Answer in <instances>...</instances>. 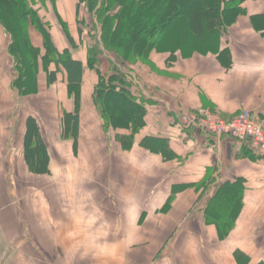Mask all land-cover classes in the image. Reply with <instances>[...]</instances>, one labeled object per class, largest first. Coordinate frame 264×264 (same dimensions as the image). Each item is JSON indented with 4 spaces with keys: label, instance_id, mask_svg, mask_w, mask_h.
Returning a JSON list of instances; mask_svg holds the SVG:
<instances>
[{
    "label": "crops",
    "instance_id": "crops-1",
    "mask_svg": "<svg viewBox=\"0 0 264 264\" xmlns=\"http://www.w3.org/2000/svg\"><path fill=\"white\" fill-rule=\"evenodd\" d=\"M51 1L36 4L39 16L49 22L52 41L64 37L60 49L53 41L57 50L69 48L83 63L80 129L74 153L73 140L61 135L64 112L76 108L62 71L64 90L54 99L61 110L54 131L42 124L38 114H31L47 147L50 172L30 173L58 182L71 173L74 181L88 179L95 184L89 193L74 192L77 199L69 205L63 203V185H56L55 198L50 196L54 189H42L39 211L31 209L22 221L16 220L13 209L4 211L0 264H264V155L244 141L184 126L180 120L184 112L202 108L224 119L248 109L264 127V0H244L239 12L225 11L200 37L188 31L192 39L187 45L174 40L160 49L157 44L146 59L121 64L130 77L131 96L143 107L130 149L122 148L116 137L130 135L131 123L127 128L104 127L93 104L94 87L100 71H110L111 55L99 59V73L89 69L84 37H78V29L84 30L77 22L78 0L73 1L72 20L65 14L67 0ZM49 8L52 15L46 12ZM64 26L74 40L73 48ZM1 31L0 26V37ZM28 31L42 60V35L34 26ZM104 61L108 65L103 69ZM57 82L49 86L56 89ZM43 84L42 80L41 88ZM85 102L92 108L93 148L88 153L83 148ZM59 146L65 148L64 156ZM238 179L243 186L241 205L229 232L221 236L218 226L206 221L205 203L221 184ZM100 182L103 197L94 190Z\"/></svg>",
    "mask_w": 264,
    "mask_h": 264
},
{
    "label": "trees",
    "instance_id": "trees-1",
    "mask_svg": "<svg viewBox=\"0 0 264 264\" xmlns=\"http://www.w3.org/2000/svg\"><path fill=\"white\" fill-rule=\"evenodd\" d=\"M39 1V3H37ZM51 1V0H50ZM244 0H78L76 15L79 16L80 7L84 5L88 14L96 11L100 3L101 19L99 39L90 37L92 45L86 49L87 67L99 73L98 44L103 45V51L118 57L120 62L131 63L136 59H146L156 47L158 33L164 16H180L188 31L200 37L204 30L213 28L215 22L220 21L225 11L236 10ZM53 4V2L51 1ZM36 4L41 0H0V26L9 36L8 45L14 53L15 66H21V61L27 59V67H34V62L40 57L39 50L30 41L29 26H34L43 38L44 54L42 60L53 69L47 72L48 84H54L57 75L65 73L66 90L68 95L75 96L76 108L64 112L61 119L62 138L73 140V151L76 152L79 135V95L83 78V63L74 58L69 48L58 51L50 36L49 22L41 19ZM223 5V6H222ZM117 11L112 12L117 8ZM83 18H78V24L83 26ZM127 25V26H125ZM154 38L151 39L150 34ZM65 38L74 47V40L64 26ZM81 28L78 29L79 40L82 39ZM94 39V40H93ZM18 51L21 56H18ZM17 54V55H16ZM19 60V61H17ZM24 78H27L24 72ZM33 80V79H32ZM126 71L118 69L114 63L108 73L100 71L99 79L94 87L93 104L98 110L104 127H128L132 125L130 135H117L122 148L130 149L133 136L137 132L143 107L137 104L131 96V82ZM20 86V83H19ZM26 92V88H22ZM21 92V93H22ZM23 94V93H22ZM128 105H127V104ZM39 124L35 117L28 115L25 119L23 135V159L29 172L35 175L49 174V155L43 141ZM243 186L238 179L234 182H224L205 203L204 215L206 221L218 226L221 236H225L237 215L240 207Z\"/></svg>",
    "mask_w": 264,
    "mask_h": 264
},
{
    "label": "rangeland",
    "instance_id": "rangeland-1",
    "mask_svg": "<svg viewBox=\"0 0 264 264\" xmlns=\"http://www.w3.org/2000/svg\"><path fill=\"white\" fill-rule=\"evenodd\" d=\"M67 1L70 3L68 5ZM65 2L64 10L66 16L71 18L74 15V0H67ZM39 3V1L37 2ZM103 6L100 3L96 6V11L93 14H88L86 7L84 5L81 6L80 9V17L84 19L83 21V37L85 42V48L88 49L92 45L90 37L96 36L99 39V33L101 19H98L100 16V8ZM38 8V6H37ZM119 6L112 10V12L117 11ZM47 14L52 15L53 11L51 8L46 11ZM51 23V22H50ZM72 23V22H70ZM54 26L58 29L59 32L62 29L54 22ZM127 26V25H125ZM55 29V28H54ZM53 29V32H54ZM55 29V30H56ZM159 38H156L158 42V47L160 49L161 46L165 43L172 42L174 40H180V44H189L191 42L190 37H188L189 32L183 21V19L178 15L172 16H164L162 19V23L160 26ZM154 30L151 32V39L154 38L153 35ZM1 45H0V218L1 215H4V211H10V209L16 212L17 221L24 220L25 214L31 209L38 210L41 205V190L44 191L53 190L50 193L52 198L56 197L57 184L63 185L62 189H65L66 198H64V204L69 205L73 203L74 198L77 199V192L79 190L84 191L86 193L90 191V185L94 186L93 181H89L88 179L85 182L72 180L73 175L70 173H66L68 177L63 182H58L55 178H42L39 176L32 175L28 169L26 164L22 158L23 152V133H24V121L26 116L38 114L40 117V121L42 124L49 129H53L57 125L56 115L59 109L55 107L56 103L54 99L63 94V85L62 79L64 75L59 73L57 75L58 82L55 84L56 89L50 87L49 84L46 85V73L48 71V67L44 64L43 60H39L34 62V67H27V59L25 61H19L21 66L16 68L15 66V58L12 57L14 53L11 52L9 36L4 31H1ZM55 36V34H53ZM90 36V37H89ZM206 40L208 37H204ZM60 39V40H59ZM198 39V38H197ZM204 39V40H205ZM64 37L60 36L59 38L54 37L53 41L57 47H61L60 41H63ZM94 40V39H93ZM90 45V46H89ZM183 46V45H182ZM98 48L101 50L99 59L105 58L107 52L103 51V45L101 43L98 44ZM44 51V49H43ZM18 56H21V52L18 51ZM17 55V54H16ZM104 55V56H103ZM111 54H107V56ZM113 61L108 57L109 65L112 63L118 69L121 68V64L118 57L115 55H111ZM102 62L103 69L107 66L108 62L105 64ZM53 68V66H51ZM41 71V72H40ZM24 72L27 75V78L24 77ZM33 79V80H32ZM44 82L41 88L40 82ZM20 83V86H19ZM39 83V84H38ZM26 88V92H22V88ZM23 94H22V93ZM83 112L86 117L87 123L86 128L83 134L85 137V141L83 142L84 151L88 153V150L93 148L92 141L90 140V128L91 126V110L89 107V103H83ZM127 104V103H126ZM128 105V104H127ZM61 110L59 109V112ZM41 112V113H40ZM85 120V121H86ZM54 131V129H53ZM52 132H49L51 134ZM90 135V136H89ZM52 136V135H51ZM103 134L100 135V139L102 143L104 142ZM91 141V142H89ZM98 141L97 144L100 146L102 143ZM62 155L64 156L65 148L63 146H59ZM63 163V162H62ZM72 166V162H70ZM67 166V170L71 169V166ZM62 169V167H61ZM96 167H93L91 171L94 173ZM69 172V171H68ZM89 172V171H88ZM87 172V173H88ZM53 179V180H52ZM93 190V189H91ZM96 192L101 193V197H103V182L97 184ZM50 200V199H49ZM83 201V200H81ZM84 202V201H83ZM92 204V199L90 201ZM2 213V214H1ZM20 215V218L18 217Z\"/></svg>",
    "mask_w": 264,
    "mask_h": 264
},
{
    "label": "built area",
    "instance_id": "built-area-1",
    "mask_svg": "<svg viewBox=\"0 0 264 264\" xmlns=\"http://www.w3.org/2000/svg\"><path fill=\"white\" fill-rule=\"evenodd\" d=\"M180 120L184 126L200 128L221 136L227 134L233 139L244 141L257 153L264 155V127L259 124L248 109H243L230 119H224L207 108L184 112Z\"/></svg>",
    "mask_w": 264,
    "mask_h": 264
}]
</instances>
